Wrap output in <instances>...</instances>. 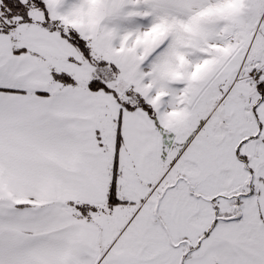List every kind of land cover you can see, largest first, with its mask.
Here are the masks:
<instances>
[{
	"label": "snow or ice",
	"instance_id": "obj_1",
	"mask_svg": "<svg viewBox=\"0 0 264 264\" xmlns=\"http://www.w3.org/2000/svg\"><path fill=\"white\" fill-rule=\"evenodd\" d=\"M0 264H264V0H0Z\"/></svg>",
	"mask_w": 264,
	"mask_h": 264
}]
</instances>
